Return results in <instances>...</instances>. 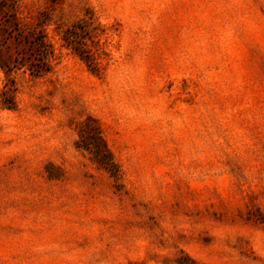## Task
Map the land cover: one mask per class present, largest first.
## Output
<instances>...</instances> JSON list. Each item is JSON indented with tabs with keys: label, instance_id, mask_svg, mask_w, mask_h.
<instances>
[{
	"label": "rangeland",
	"instance_id": "rangeland-1",
	"mask_svg": "<svg viewBox=\"0 0 264 264\" xmlns=\"http://www.w3.org/2000/svg\"><path fill=\"white\" fill-rule=\"evenodd\" d=\"M0 264H264V0H0Z\"/></svg>",
	"mask_w": 264,
	"mask_h": 264
},
{
	"label": "trees",
	"instance_id": "trees-1",
	"mask_svg": "<svg viewBox=\"0 0 264 264\" xmlns=\"http://www.w3.org/2000/svg\"><path fill=\"white\" fill-rule=\"evenodd\" d=\"M68 39V38H66ZM73 47V46H72ZM75 50L80 57L86 59V56L81 52L80 49L75 47ZM80 134L84 136L85 142L83 146L93 153L94 159L105 169L109 170L110 173H115V165L113 164L111 155L107 151L103 142L95 135L91 128L79 129Z\"/></svg>",
	"mask_w": 264,
	"mask_h": 264
}]
</instances>
